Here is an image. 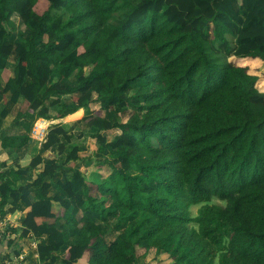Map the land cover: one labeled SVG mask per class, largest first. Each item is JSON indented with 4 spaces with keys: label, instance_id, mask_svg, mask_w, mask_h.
<instances>
[{
    "label": "trees",
    "instance_id": "1",
    "mask_svg": "<svg viewBox=\"0 0 264 264\" xmlns=\"http://www.w3.org/2000/svg\"><path fill=\"white\" fill-rule=\"evenodd\" d=\"M247 60L264 70V0H0V100L26 132L5 135L0 104V148L79 109L97 144L90 176L65 169L87 146L68 147L62 125L42 143L54 157H1L2 213L26 214L20 238L47 236L40 264H147L138 249L157 264H264V90ZM60 170L65 197L51 196Z\"/></svg>",
    "mask_w": 264,
    "mask_h": 264
},
{
    "label": "crops",
    "instance_id": "2",
    "mask_svg": "<svg viewBox=\"0 0 264 264\" xmlns=\"http://www.w3.org/2000/svg\"><path fill=\"white\" fill-rule=\"evenodd\" d=\"M9 100H10L9 94L5 97V99L0 100V104L5 102L9 108V111H10V115L5 120V123L3 124V128H2L3 132H5V135H21V134H24L26 132L22 127H15L12 124L15 116L17 115V112L19 111L20 106H19V104H14V105L10 104ZM63 101L66 103H70V98L64 97ZM55 114H56V112L53 115H55ZM110 115H111L110 112L102 111V116L104 118L112 120ZM84 116H85V110L79 109L76 112L68 114L67 116H65L63 118H53L51 120H47V122L50 123L49 125L51 127H53L55 125H62L67 131L69 130L68 131L69 133H73V135L77 139L76 141H79V143L74 144L73 143L74 138H73L71 144H68V147L73 146V145H81V144H84L87 146V151L81 153L83 160L77 161L76 163H72V164L69 163L67 166H65V169L67 171L78 170V171L85 173L87 176H90L94 172V170L89 171L88 166L92 165V163H94V160L90 159V157H92L93 154L97 151V144H96V139H94L92 137L94 131L90 127H88L84 122H82V119ZM80 125H82L85 128V130H80ZM50 126H49V129L51 128ZM110 131L116 132V135L121 133V131L119 129H113ZM110 131L104 132L103 134H106L108 136L109 135L108 133ZM30 136L32 138V142L29 146H26L23 148H15L14 150H10V151L0 148V162L2 161L1 157L3 155L7 154L6 151L11 155V158L6 157V155H5L6 161H7V167H14L15 169H17L18 166H20L22 168L27 167L29 165V163L31 162V160L33 159V157L37 153H40L42 156L54 157L53 156V155H55L54 148H52L50 150H46V151L44 150L43 151L42 150V144L38 143V141H36V139L34 137H32V132H31ZM91 142L94 144V147H91V144H90ZM89 145H90V147H89ZM29 179H30V175L28 174V175L24 176L19 181V183L24 184ZM48 180H49V182H51L53 184L51 191H50V195L55 196L56 195L55 192H57L58 196L65 197V194L61 190H57L55 188V183L65 181V173L62 170L57 171V173L53 177L49 178ZM33 198H34V195L32 194V199ZM16 213H18L17 219L19 218V220L16 221L15 223H13L12 229L18 230L19 227L22 228L21 223L25 219L26 214L23 211L18 210L14 213L15 217H16ZM15 233L16 232H13V234L16 238V236H18V235H16ZM32 237H33V242H35L37 244V246L39 244H42V243H47V236H43L42 238H36L33 234H29V236L26 238L31 239ZM26 238H22V240H25ZM13 240H15V239H13ZM31 241H32V239H31ZM6 244L7 243L5 241L2 243L0 242V264H5V263L12 264L10 259L5 260V258L2 257V255H4L5 257L8 256L7 254H9L11 249H12L11 247H8ZM20 245H23V243H21ZM20 248H21V246H20ZM30 248L31 249H29V250H32V249L36 250L35 256L38 258L37 248L32 247V245ZM24 253H23V249H21V253L19 256H15L13 254H10V257L13 258V260H15V259L17 260V262L14 264H17L18 262H20L19 264H27L28 263L27 257H26V255L24 256ZM33 253H34V251H33ZM37 264H40L39 259L37 260Z\"/></svg>",
    "mask_w": 264,
    "mask_h": 264
},
{
    "label": "rangeland",
    "instance_id": "3",
    "mask_svg": "<svg viewBox=\"0 0 264 264\" xmlns=\"http://www.w3.org/2000/svg\"><path fill=\"white\" fill-rule=\"evenodd\" d=\"M38 9H40V8H38ZM13 20H14V22L16 23V25H17V28H18V30L20 31V24H21V22L19 21V19H18V17L16 16V15H14L13 16ZM19 31H16V32H13V36L15 37V38H17L18 36H19ZM215 62H216V64L220 67V68H224L225 66H226V64H227V62H228V59H227V57L224 55V54H219V55H216L215 56ZM14 62H15V57H12L11 58V60H10V63L13 65L14 64ZM240 65L242 64V65H244V66H248L249 67V69H250V73H252V74H255V75H258L259 76V78H260V81H259V83H258V86L260 87V89L261 90H264V70H263V65H262V63H260V62H258V61H254V60H247L245 63L243 62H240L239 63ZM53 81H55L54 79H52ZM5 101V100H4ZM19 112V111H18ZM18 112H17V114H18ZM113 114H111L110 115V117H111V119H112V121L113 120H115V118H114V116H112ZM17 116V115H16ZM15 116V117H16ZM118 120H119V122L120 123H123L125 120L123 119V118H117ZM41 120L43 121V119H40V120H38L35 124H34V127H33V131H32V137H34L35 139H39V137H40V135H37L36 134V130L38 129V127H40L39 126V122H41ZM44 123H46V126L45 127H47L48 126V131H49V122H47V120H45L44 121ZM83 124V123H82ZM51 127V126H50ZM80 130H85V128L82 126V125H80ZM69 131V130H68ZM48 133V132H47ZM109 135H108V137H109V140H112V138L113 137H115V135H116V132H113V131H110L109 133H108ZM77 139H76V137L74 136V144H78L79 143V141H76ZM36 141H38V140H36ZM38 143H40L39 141H38ZM42 144V143H41ZM91 144V147H94V144L91 142L90 143ZM89 147H90V145H89ZM96 169V167H95V161H94V163H92V165H89L88 166V170L89 171H93V170H95ZM55 188L57 189V190H60L58 187H56L55 186ZM55 194L57 195V192H55ZM212 203H220V201L217 199V198H214L213 199V201H212ZM200 208V205H197V206H192L191 207V213H192V216L193 217H195L196 215H197V212H198V209ZM17 215H18V213H16V217H15V215H14V213L12 214H8L7 215V218H6V222H10V223H15L16 221H18L19 220V218L17 219ZM11 229H12V227H11ZM16 230V229H15ZM21 232H22V228H18V230H16V235H18V236H16V238H15V236H13V233H12V239H10V240H13V239H15V240H13L14 241V244L11 246V248L14 250V249H18L20 246H21V248L23 249V253L24 252H26L27 253V255H26V257H27V264H37V260H38V258L35 256V253H36V250H29V249H31L30 248V245L32 244V242H33V237L31 238L32 239V241H31V239H28V238H26L25 240H22V238H20L19 236H20V234H21ZM19 237V238H18ZM114 236H112V238H113ZM8 240H9V238H7ZM0 242L2 243V242H4V240L3 239H1L0 238ZM21 243H23V245H20ZM20 245V246H19ZM24 247V248H23ZM33 251H34V253H33ZM145 254V250L144 249H138V256L139 257H141V262H143V263H147V264H157V263H159L160 261H163V259H167V257L164 255H156L155 254V250H151L150 252H148L146 255H144ZM2 257H4L5 258V256L4 255H2ZM10 259V261L12 262V264H14V263H16L17 262V260L15 259V260H13V258H9ZM7 260V259H6ZM9 261V262H10ZM20 262H18L17 264H19ZM5 264H7V263H5Z\"/></svg>",
    "mask_w": 264,
    "mask_h": 264
},
{
    "label": "built area",
    "instance_id": "4",
    "mask_svg": "<svg viewBox=\"0 0 264 264\" xmlns=\"http://www.w3.org/2000/svg\"><path fill=\"white\" fill-rule=\"evenodd\" d=\"M43 121H45V120H43ZM47 132H48V126L47 127H45V126L44 127H38V129L36 130V134L40 135V137H39V139H36V140H38L40 143H43L46 139ZM2 211H5V209L0 206V238L5 240V241H10V239H12L11 237H12L13 232H12L11 227L13 228V223L6 222L7 215L4 216ZM13 236H14V234H13ZM7 238H9V240ZM31 245L34 248L38 247L35 242H32ZM31 245H30V247H31ZM25 255H27L26 252L24 253V256ZM8 264H10V263H8Z\"/></svg>",
    "mask_w": 264,
    "mask_h": 264
},
{
    "label": "bare ground",
    "instance_id": "5",
    "mask_svg": "<svg viewBox=\"0 0 264 264\" xmlns=\"http://www.w3.org/2000/svg\"><path fill=\"white\" fill-rule=\"evenodd\" d=\"M39 126L44 127V126H46V123H44V121H41V122H39Z\"/></svg>",
    "mask_w": 264,
    "mask_h": 264
},
{
    "label": "clouds",
    "instance_id": "6",
    "mask_svg": "<svg viewBox=\"0 0 264 264\" xmlns=\"http://www.w3.org/2000/svg\"><path fill=\"white\" fill-rule=\"evenodd\" d=\"M5 241V240H4Z\"/></svg>",
    "mask_w": 264,
    "mask_h": 264
}]
</instances>
